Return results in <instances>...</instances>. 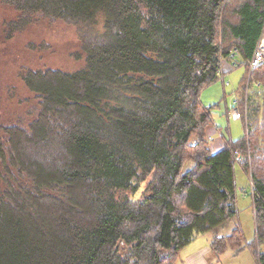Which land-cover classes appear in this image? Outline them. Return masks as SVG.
I'll return each mask as SVG.
<instances>
[{
	"label": "trees",
	"instance_id": "16d2710c",
	"mask_svg": "<svg viewBox=\"0 0 264 264\" xmlns=\"http://www.w3.org/2000/svg\"><path fill=\"white\" fill-rule=\"evenodd\" d=\"M0 4L18 13L8 38L63 23L86 62L20 71L36 100L29 118L0 123V264H176L210 233L215 255L247 246L264 264V64L253 72L261 93L244 97L258 91L248 68L264 0ZM234 48L247 74L237 91L245 135L214 153L207 129L220 104L201 94L226 84ZM237 166L256 190L250 243L237 223Z\"/></svg>",
	"mask_w": 264,
	"mask_h": 264
},
{
	"label": "rangeland",
	"instance_id": "374dc122",
	"mask_svg": "<svg viewBox=\"0 0 264 264\" xmlns=\"http://www.w3.org/2000/svg\"><path fill=\"white\" fill-rule=\"evenodd\" d=\"M17 16L18 13L14 8L0 4V123H9L20 117L27 116L29 118L30 112L33 113L32 106L36 99L21 80V70L60 69L64 72H75L82 69L86 64L85 54L82 51L76 30L66 28L63 23L51 25L46 21H41L31 25L23 32L16 33L12 38H8L6 33L8 24L15 21ZM101 25L102 23L95 28V33L103 31ZM246 75L245 67L229 72L225 78L228 85H226L225 93H223L221 82L214 84L218 85L217 88L222 97L216 93L217 88L212 91L213 85L201 94V101L204 105L210 107L209 103L220 104L214 112L221 113L220 116L224 118L221 122L224 124L222 126L224 131L228 127L226 108L231 107L228 113V117H231L236 92L241 81L247 77ZM256 92L260 94L248 87L244 97L249 96L251 98ZM210 95L211 97H209ZM243 124L242 121L235 122L232 119L230 127L233 141L242 138L245 133L246 124L245 126ZM240 171V167L237 166V204L239 211L237 223L242 227L245 242L250 243L256 234L253 197H251L252 199L244 197L242 190L247 188L251 194V181ZM145 185L147 186V184ZM210 236L213 237V233H210ZM262 249L264 250V246Z\"/></svg>",
	"mask_w": 264,
	"mask_h": 264
},
{
	"label": "crops",
	"instance_id": "0c3cea01",
	"mask_svg": "<svg viewBox=\"0 0 264 264\" xmlns=\"http://www.w3.org/2000/svg\"><path fill=\"white\" fill-rule=\"evenodd\" d=\"M229 66H230V62L223 61V67L225 69H228ZM226 85L227 84L222 83L223 93H225V88L228 86ZM217 87L218 85H213L212 91H214V89H216ZM216 93H219L220 97H222L221 92L218 90V88L216 90ZM209 97H211V95ZM209 104L210 106H213L215 102L209 103ZM230 109L231 107L229 106L226 108V111H230ZM220 114L213 111L214 124L208 127L207 129V135L210 141V148L214 153L223 150L226 147L227 140L229 139L233 140L231 136L232 133H231V127H230L232 119L235 122L242 121V123H244L242 117L240 119H235L232 116V114H231V117H228L227 115L226 117L228 120V127L226 131H224L223 129L224 127H222L224 126V124L221 123L224 120V118H222ZM243 125L245 126V123ZM244 135L245 133L242 135V137ZM240 172L245 176L242 170ZM242 191L244 192L242 194L244 197L251 198V195L249 194V191L247 188L243 189ZM255 237H256V234H255ZM212 239L213 237H211L210 234L197 236L189 246L183 249V251L179 255V258L176 264H257L256 254L252 251L250 247H247V246L245 247L246 249L239 251V252L233 251V250H230V251L227 250L220 256L215 255L211 249Z\"/></svg>",
	"mask_w": 264,
	"mask_h": 264
},
{
	"label": "built area",
	"instance_id": "2783aa9c",
	"mask_svg": "<svg viewBox=\"0 0 264 264\" xmlns=\"http://www.w3.org/2000/svg\"><path fill=\"white\" fill-rule=\"evenodd\" d=\"M224 61H226V60H224ZM227 61L230 62V66H229L230 72L234 71L236 69H239L241 67H245V65H243L244 61L242 59L241 52L238 48L233 49L231 56L229 57V59ZM262 64H264V33L262 35L261 40L259 41V44H258V46L254 52L252 59L249 62V68H248V70H249L248 81L253 82V86L256 89H258L259 93H261L262 86L258 81H256L254 79L253 72L258 67H260ZM227 73H229V72H227ZM223 76H221V78H224ZM245 98L247 99L248 96H246ZM239 99L240 98L236 95V97L234 98V102H233V108L231 110V114L235 119H240L242 117L241 111L239 110V106H238ZM234 158L238 164H243L246 160L241 155V153L238 151L234 152ZM250 183H251V190H252V193L250 195L253 197V201H255L256 200V195H255L256 190L254 188V184L252 182H250Z\"/></svg>",
	"mask_w": 264,
	"mask_h": 264
}]
</instances>
